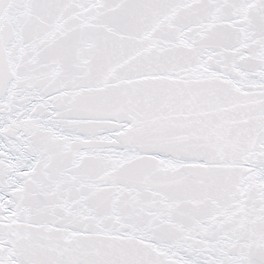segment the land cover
<instances>
[{"label":"snow or ice","instance_id":"1","mask_svg":"<svg viewBox=\"0 0 264 264\" xmlns=\"http://www.w3.org/2000/svg\"><path fill=\"white\" fill-rule=\"evenodd\" d=\"M0 264H264V0H0Z\"/></svg>","mask_w":264,"mask_h":264}]
</instances>
